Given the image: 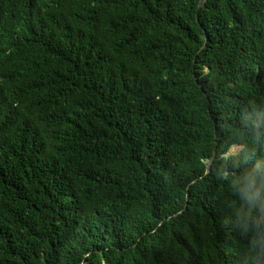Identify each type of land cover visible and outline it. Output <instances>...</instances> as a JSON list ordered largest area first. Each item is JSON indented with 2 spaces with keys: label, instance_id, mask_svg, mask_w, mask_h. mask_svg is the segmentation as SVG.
Returning <instances> with one entry per match:
<instances>
[{
  "label": "trees",
  "instance_id": "1",
  "mask_svg": "<svg viewBox=\"0 0 264 264\" xmlns=\"http://www.w3.org/2000/svg\"><path fill=\"white\" fill-rule=\"evenodd\" d=\"M201 2L0 0V264H264V0Z\"/></svg>",
  "mask_w": 264,
  "mask_h": 264
},
{
  "label": "clouds",
  "instance_id": "2",
  "mask_svg": "<svg viewBox=\"0 0 264 264\" xmlns=\"http://www.w3.org/2000/svg\"><path fill=\"white\" fill-rule=\"evenodd\" d=\"M239 180H233V184H239ZM245 204L240 208V218L246 227L255 233V243L264 244V183H260L255 191L245 189L243 193ZM255 224V228H253Z\"/></svg>",
  "mask_w": 264,
  "mask_h": 264
},
{
  "label": "water",
  "instance_id": "3",
  "mask_svg": "<svg viewBox=\"0 0 264 264\" xmlns=\"http://www.w3.org/2000/svg\"><path fill=\"white\" fill-rule=\"evenodd\" d=\"M205 2H206V0H202V2H201V6H203V5H205ZM215 158H216V152H214V155H213V157L211 158V160L209 161V164H208V166H207V168H206V173H209L210 172V170H211V166H212V163H213V161L215 160ZM198 180H195L194 181V183L195 182H197ZM184 211V210H183ZM182 211V212H183ZM181 212V213H182ZM180 213H177V214H175V216H177V215H179Z\"/></svg>",
  "mask_w": 264,
  "mask_h": 264
},
{
  "label": "rangeland",
  "instance_id": "4",
  "mask_svg": "<svg viewBox=\"0 0 264 264\" xmlns=\"http://www.w3.org/2000/svg\"><path fill=\"white\" fill-rule=\"evenodd\" d=\"M239 147L238 146H234L231 150H230V153H236L239 151Z\"/></svg>",
  "mask_w": 264,
  "mask_h": 264
}]
</instances>
